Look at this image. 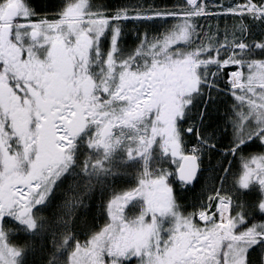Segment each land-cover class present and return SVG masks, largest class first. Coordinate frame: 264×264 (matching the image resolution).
<instances>
[{"label":"snow or ice","instance_id":"snow-or-ice-1","mask_svg":"<svg viewBox=\"0 0 264 264\" xmlns=\"http://www.w3.org/2000/svg\"><path fill=\"white\" fill-rule=\"evenodd\" d=\"M0 264H264V0H0Z\"/></svg>","mask_w":264,"mask_h":264},{"label":"trees","instance_id":"trees-1","mask_svg":"<svg viewBox=\"0 0 264 264\" xmlns=\"http://www.w3.org/2000/svg\"><path fill=\"white\" fill-rule=\"evenodd\" d=\"M208 1L209 0H207V2ZM33 2H34V4L39 5L44 12L51 14V13H54L56 11L59 4L61 3V0H33ZM112 2L119 3L120 0H112ZM139 2L144 4L145 6H148V5H152L154 3L159 2V0H139ZM166 2L168 3V6L170 7L172 4L176 3V0H166ZM222 2H232V0H213L212 2L209 1L208 4L210 6L216 7L218 4H220ZM170 22L172 23V21H170ZM201 23L203 24V23H215V22L214 21H207V22L201 21ZM129 41L131 43L127 47L133 46L134 43L136 42L135 39L132 40L131 38H129ZM188 195L190 197L198 196L194 190L192 192L188 193ZM95 210H96L95 207H93L92 213H90L87 216H82L80 219L77 220V223L81 228L87 230V227H91L93 225L100 226L103 224L98 219H96ZM93 217H94V219H93ZM201 226H203L202 222H201ZM35 258L38 259L39 254H37V257H35Z\"/></svg>","mask_w":264,"mask_h":264},{"label":"flooded vegetation","instance_id":"flooded-vegetation-1","mask_svg":"<svg viewBox=\"0 0 264 264\" xmlns=\"http://www.w3.org/2000/svg\"><path fill=\"white\" fill-rule=\"evenodd\" d=\"M129 38H131L132 40L135 39L134 35H130V36L126 39V41H125V46H126V47L129 46V44L131 43V42L129 41ZM128 179H131V177H129ZM122 186H124V181H122V180H116V181H115L114 187H115L116 189H117V188H121ZM173 187H174V188L179 187L178 183L175 184V185H173ZM193 190L196 192V194H197L198 196L190 197V196L188 195V193L192 192ZM70 195H71V193H70ZM182 196H183V201H182V202L184 203L185 207H187V209H188L189 212L193 211L194 209H193L192 205H197V206H198V201H202V200H203V196H202V194H201V184L198 183V184L195 185V187H192V188H189V189L186 190V191H183V192H182ZM93 203H94L95 205H98V204H99V197H94V198H93ZM95 209H96V208H95ZM54 211H55V208L50 209L49 211H46V212H44L43 214H44L45 216L52 217V213H53ZM53 218H54V217H53ZM98 220H99V221H100V220H103V218H100V219H98ZM100 222H101V223H104V221H103V222L100 221Z\"/></svg>","mask_w":264,"mask_h":264},{"label":"rangeland","instance_id":"rangeland-1","mask_svg":"<svg viewBox=\"0 0 264 264\" xmlns=\"http://www.w3.org/2000/svg\"><path fill=\"white\" fill-rule=\"evenodd\" d=\"M209 1H213V0H209ZM208 1V2H209ZM206 2H207V0H206ZM207 2V3H208ZM232 2H242V0H232ZM219 5V4H218ZM217 5V6H218ZM176 21H172V23H175ZM129 177H126L125 179H128ZM120 188H117V190H119ZM94 197H99V193H96V195L94 196ZM95 215H96V219H100V218H103V220H100V221H104V216L103 215H101L100 213H99V211H97V209L95 210ZM54 220H55V218H53ZM98 224V223H97ZM98 226V225H97Z\"/></svg>","mask_w":264,"mask_h":264}]
</instances>
